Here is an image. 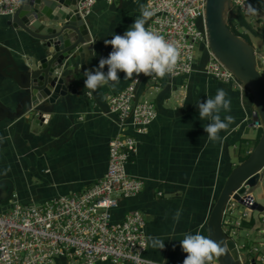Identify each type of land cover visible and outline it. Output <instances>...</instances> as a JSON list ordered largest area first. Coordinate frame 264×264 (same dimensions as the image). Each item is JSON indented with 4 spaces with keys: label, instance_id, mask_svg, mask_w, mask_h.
<instances>
[{
    "label": "crops",
    "instance_id": "crops-1",
    "mask_svg": "<svg viewBox=\"0 0 264 264\" xmlns=\"http://www.w3.org/2000/svg\"><path fill=\"white\" fill-rule=\"evenodd\" d=\"M146 1L97 0L87 16L92 37H96L90 58L87 63L80 58L73 69L78 80L71 88L78 92L69 94L64 101L57 100L47 109V122L40 125L22 117L0 121V180L10 182L0 186V202L7 198L6 193L13 185L12 195L1 202L0 211L9 209L13 201L39 204L56 196L85 191L105 174L108 143L118 133L116 118L108 113L107 98L123 90L136 75L124 79L125 74L119 72L120 80L115 86L110 82L92 91L84 88L83 73L96 68L99 59L108 56L112 48L104 40L111 39L113 34L123 35L145 11ZM250 2L258 10L255 14L247 16L237 11L250 27V44L257 53L264 54L261 53L264 0ZM8 19L0 16V44L18 56L21 50L11 38L15 31L7 24ZM149 20L148 16L146 28ZM23 49V55L27 56V48ZM10 69L5 54L0 52V100L15 114L20 109L18 98L24 92L13 81ZM150 79L144 86L139 85L137 96L154 103L157 117L146 134L136 135L129 126L124 133L138 140L137 151L129 156L126 169L129 174L144 179L143 188L135 197L121 198L112 217L120 220L126 213L139 210L144 215L148 236L143 256L159 264H182L186 253L181 250L179 240L185 233L208 236L206 224L224 183V167L229 169L237 164L236 141L246 138L253 142L259 126L251 124L254 107L246 88L247 93H241L233 85L215 81L204 71L183 78L165 75L156 76L154 81ZM217 89H224L231 100V111H221V118L231 115L234 120L227 130L219 133V140L210 142L203 128L209 121L199 118L196 105L214 96ZM247 194L263 210H246L244 205L235 210V203L232 213L224 216L222 226L224 231V226L233 228L234 233L229 235L236 237V245L240 244L238 247L243 252L248 251V258L253 260H248V264H264V175ZM178 209L183 211L176 221L173 217ZM244 210L248 212L245 218L241 217ZM149 237L163 240L164 248H154ZM74 262L58 258L56 264Z\"/></svg>",
    "mask_w": 264,
    "mask_h": 264
},
{
    "label": "built area",
    "instance_id": "built-area-1",
    "mask_svg": "<svg viewBox=\"0 0 264 264\" xmlns=\"http://www.w3.org/2000/svg\"><path fill=\"white\" fill-rule=\"evenodd\" d=\"M96 1L79 0L81 16H88ZM229 1L232 10L252 16L247 10L250 0ZM20 4L21 0H0V16H12ZM205 10L206 0L146 1L145 11L150 17L147 29L175 43L179 49L175 67L166 75L174 78L194 72L199 44L207 55L204 73L247 93L233 72L211 52ZM145 77L135 76L123 90L107 98L108 113L116 118L118 133L108 143L107 169L96 183L85 191L56 196L39 204L13 201L9 209L0 211V264H56L58 258L79 264L105 261L159 264L143 256L148 245L144 215L133 210L120 220L112 217L121 198L135 197L143 188L142 178L126 169L129 156L137 151L138 140L124 133L129 126L136 135L146 134L157 117L154 103L137 96L136 85ZM150 80H156V76L152 75ZM243 201L249 210L254 199L243 198ZM235 203L227 207L224 216L232 213ZM246 210L241 217L248 216ZM224 227L228 235L234 233L233 228Z\"/></svg>",
    "mask_w": 264,
    "mask_h": 264
},
{
    "label": "water",
    "instance_id": "water-1",
    "mask_svg": "<svg viewBox=\"0 0 264 264\" xmlns=\"http://www.w3.org/2000/svg\"><path fill=\"white\" fill-rule=\"evenodd\" d=\"M78 1L21 0L19 8L9 17L7 24L15 31L11 38L22 53L14 56L12 50L3 44H0V52L10 63L13 81L24 93L18 98L20 109L15 114L0 100L3 110L0 121L7 117H22L40 125L47 122V109L57 100L64 101L69 94L78 92L71 88L78 80V74H74L73 69L82 57L85 63L88 62L96 39L92 37L89 18L81 16L78 11ZM228 10H231L229 0H206L209 48L244 88L249 89L254 107L251 124L261 127L262 133L249 156L236 165L224 180L206 227L208 236L222 241L229 250L214 264H248V260L253 262L247 256L248 251L243 252L236 245L237 239L224 231L222 222L224 211L232 202L246 205L243 198L251 197L247 194L248 190L253 189L264 175V78L259 72L264 68V62L257 57L250 43L232 33L226 21ZM24 46L29 53L27 56L23 55ZM138 87L139 83L136 89ZM7 182L8 179H1L0 186ZM12 190L11 184L7 198L12 195ZM249 208L263 210V206L255 200Z\"/></svg>",
    "mask_w": 264,
    "mask_h": 264
},
{
    "label": "clouds",
    "instance_id": "clouds-1",
    "mask_svg": "<svg viewBox=\"0 0 264 264\" xmlns=\"http://www.w3.org/2000/svg\"><path fill=\"white\" fill-rule=\"evenodd\" d=\"M247 10L255 14L258 10L251 4ZM149 13L134 20L123 35H112L111 39L104 40L105 45H110L112 51L106 58L101 57L98 66L92 70H85L83 75L84 88L95 91L103 85L112 86L119 82V72L125 74L124 79H131L133 75L144 76L155 75L163 78L170 73L178 60L179 49L173 42L167 41L162 35L145 27L146 18ZM107 67V71L104 69ZM224 89H217L214 96L207 97L204 102H199V118L207 119L209 122L203 127L210 142H215L221 137L219 133L227 130L233 123L234 118L226 115L221 118V111H231V100ZM182 209L174 214V219L179 221ZM154 248H164L163 240L149 237ZM181 250L186 253L182 264H214V261L228 253L227 245L222 241H215L210 236H204L199 232L195 234L185 233L183 239L179 240Z\"/></svg>",
    "mask_w": 264,
    "mask_h": 264
},
{
    "label": "trees",
    "instance_id": "trees-1",
    "mask_svg": "<svg viewBox=\"0 0 264 264\" xmlns=\"http://www.w3.org/2000/svg\"><path fill=\"white\" fill-rule=\"evenodd\" d=\"M237 20V21H236ZM227 23H228V26L230 27V30L232 31L233 34H235L236 36H239L241 38H243L244 40H246L248 43H251L250 42V39H249V30H250V27L249 25H247L243 20H242V17H240V14L237 10L233 9L230 17L227 19ZM245 24V25H244ZM249 29V30H248ZM261 53H264V34H263V47H262V51ZM206 60H207V57H206V54H203V56L197 61V64L195 65L196 67V70L195 71H198V72H201L203 71V68H204V65L206 63ZM194 71V72H195ZM193 72V73H194ZM193 73L189 74L192 75ZM151 78V76H148L147 78L145 77L141 84H140V87L145 83H146V80L148 78ZM180 78H183V77H188V75L186 76H179ZM178 77V78H179ZM149 78V79H150ZM213 78V77H212ZM148 79V80H149ZM147 80V81H148ZM215 81L219 82V83H223L221 81H218L217 79L214 78ZM226 84V83H225ZM228 85H231V83H227ZM143 85V86H144ZM118 93V92H117ZM245 95V94H244ZM156 108V106H155ZM151 125V124H150ZM149 125V126H150ZM149 128V127H148ZM262 133V129L259 127V133L256 137V139L253 141V142H250L248 139L246 138H239L237 139V164L238 165L239 163H241L242 161H244L250 154V152L252 151V149L255 147V145L257 144L258 140H259V137ZM226 167H224V170H223V181L226 179V177L228 176V174L231 172V170L234 168V167H230L229 169H225ZM142 180H144L142 178ZM144 183V181H143ZM218 193V192H217ZM218 196V195H217ZM216 196V198H217ZM215 198V199H216ZM105 262H109V261H105ZM113 264V263H112Z\"/></svg>",
    "mask_w": 264,
    "mask_h": 264
},
{
    "label": "rangeland",
    "instance_id": "rangeland-1",
    "mask_svg": "<svg viewBox=\"0 0 264 264\" xmlns=\"http://www.w3.org/2000/svg\"><path fill=\"white\" fill-rule=\"evenodd\" d=\"M231 13H232V8H231V10H228V13L226 15L227 19L230 17ZM227 19H226V21H227ZM195 51H196V55H197V61L203 56V54H206V52L204 51V49L202 47H200L199 44L196 46V50ZM206 57H207V55H206ZM257 57H260L262 59V61L264 62V54L257 53ZM259 72H260L261 76L264 78V68L263 69H259ZM247 91L249 92V94H251L250 91H249V89H247ZM253 195H254V198H255L256 197V192ZM32 203L33 202H30V201L26 202V204H32ZM236 207L237 208H243L244 206L237 203L235 205V210L237 209ZM233 238L236 239V237H233ZM238 241H242V239H239L238 238ZM238 245H240V244H238ZM239 248H241V247H239ZM74 263L77 264L78 262H74Z\"/></svg>",
    "mask_w": 264,
    "mask_h": 264
}]
</instances>
